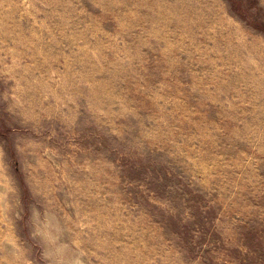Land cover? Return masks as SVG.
<instances>
[{"label": "rangeland", "instance_id": "374dc122", "mask_svg": "<svg viewBox=\"0 0 264 264\" xmlns=\"http://www.w3.org/2000/svg\"><path fill=\"white\" fill-rule=\"evenodd\" d=\"M0 264H264V0H0Z\"/></svg>", "mask_w": 264, "mask_h": 264}]
</instances>
